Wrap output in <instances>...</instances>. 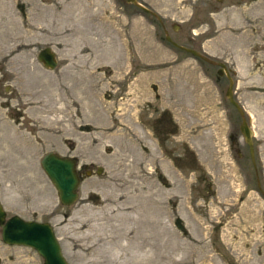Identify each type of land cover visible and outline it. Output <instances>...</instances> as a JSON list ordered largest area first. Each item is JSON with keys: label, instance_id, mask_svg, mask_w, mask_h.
<instances>
[{"label": "rangeland", "instance_id": "obj_1", "mask_svg": "<svg viewBox=\"0 0 264 264\" xmlns=\"http://www.w3.org/2000/svg\"><path fill=\"white\" fill-rule=\"evenodd\" d=\"M137 1L155 14L0 0L7 217L50 222L68 264H264V0ZM166 36L226 65L254 165L227 77ZM45 47L54 69L37 59ZM48 152L77 160L71 206L40 165ZM42 261L0 227V264Z\"/></svg>", "mask_w": 264, "mask_h": 264}, {"label": "water", "instance_id": "obj_2", "mask_svg": "<svg viewBox=\"0 0 264 264\" xmlns=\"http://www.w3.org/2000/svg\"><path fill=\"white\" fill-rule=\"evenodd\" d=\"M133 3L138 8L145 12L155 14L149 8L145 7L137 0H127ZM166 39L190 54L202 58L211 64L219 66L217 73L219 75L225 74L228 78L229 84L226 89L225 96L229 102L236 108L241 116V124L239 130L244 138V141L249 147L251 161L254 165V147H253V131L245 118V112L241 105L235 100L233 95V79L229 74V70L224 63L215 62L205 57L199 51L183 47L175 43L169 36ZM39 62L47 69H54L57 66V59L55 52L50 47L41 49L37 55ZM40 164L45 174L55 187L60 203L63 206H71L76 203L78 199V187L81 182V176L77 170V160L71 156L59 155L55 152H48L40 160ZM102 169L99 167L97 173ZM261 191V189H260ZM0 227L2 241L7 245L26 246L34 249L42 258V264H68L65 259L62 248L57 239L54 230L49 222H39L35 220H25L18 215L7 217V213L0 201Z\"/></svg>", "mask_w": 264, "mask_h": 264}, {"label": "bare ground", "instance_id": "obj_3", "mask_svg": "<svg viewBox=\"0 0 264 264\" xmlns=\"http://www.w3.org/2000/svg\"><path fill=\"white\" fill-rule=\"evenodd\" d=\"M5 145V144H4ZM3 149V145L2 144H0V150H2Z\"/></svg>", "mask_w": 264, "mask_h": 264}, {"label": "flooded vegetation", "instance_id": "obj_4", "mask_svg": "<svg viewBox=\"0 0 264 264\" xmlns=\"http://www.w3.org/2000/svg\"><path fill=\"white\" fill-rule=\"evenodd\" d=\"M219 67V66H218ZM225 67H226V65H225ZM219 70V69H218ZM229 74H230V71H229ZM225 75V74H224ZM226 76V75H225ZM231 76V75H230ZM227 77V76H226ZM228 79V78H227ZM228 83H229V81H228Z\"/></svg>", "mask_w": 264, "mask_h": 264}]
</instances>
